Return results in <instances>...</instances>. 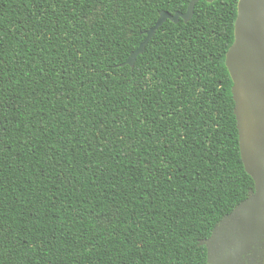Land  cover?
Listing matches in <instances>:
<instances>
[{
  "label": "trees",
  "instance_id": "1",
  "mask_svg": "<svg viewBox=\"0 0 264 264\" xmlns=\"http://www.w3.org/2000/svg\"><path fill=\"white\" fill-rule=\"evenodd\" d=\"M189 2L0 0V264H206L254 187L225 64L238 0L199 1L125 65Z\"/></svg>",
  "mask_w": 264,
  "mask_h": 264
},
{
  "label": "water",
  "instance_id": "2",
  "mask_svg": "<svg viewBox=\"0 0 264 264\" xmlns=\"http://www.w3.org/2000/svg\"><path fill=\"white\" fill-rule=\"evenodd\" d=\"M199 1L190 0L184 13L160 12L125 65L134 66L166 21H190ZM225 64L232 81L240 156L254 187L201 245L206 247V264H264V0H238L234 43L226 52Z\"/></svg>",
  "mask_w": 264,
  "mask_h": 264
},
{
  "label": "rangeland",
  "instance_id": "3",
  "mask_svg": "<svg viewBox=\"0 0 264 264\" xmlns=\"http://www.w3.org/2000/svg\"><path fill=\"white\" fill-rule=\"evenodd\" d=\"M97 15V14H96ZM92 20H93V17L90 19V23L92 22Z\"/></svg>",
  "mask_w": 264,
  "mask_h": 264
}]
</instances>
